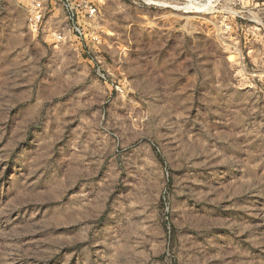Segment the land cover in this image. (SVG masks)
Here are the masks:
<instances>
[{
    "label": "rangeland",
    "instance_id": "374dc122",
    "mask_svg": "<svg viewBox=\"0 0 264 264\" xmlns=\"http://www.w3.org/2000/svg\"><path fill=\"white\" fill-rule=\"evenodd\" d=\"M85 1L0 0V264H264V0Z\"/></svg>",
    "mask_w": 264,
    "mask_h": 264
},
{
    "label": "built area",
    "instance_id": "2783aa9c",
    "mask_svg": "<svg viewBox=\"0 0 264 264\" xmlns=\"http://www.w3.org/2000/svg\"><path fill=\"white\" fill-rule=\"evenodd\" d=\"M61 1L63 2L64 8L68 14V20L71 22V24H67L69 29L76 33L77 37L86 39V29L92 26L80 23V16L83 18L88 17V19H94L98 14L99 8L95 3L85 0H79L77 2H72L71 0ZM44 13L45 8L42 3L36 2L33 9L30 11L29 18L33 27L38 28V26L42 23ZM62 32L63 31H58V33H56L59 38H62ZM92 39L96 40L97 38L93 36Z\"/></svg>",
    "mask_w": 264,
    "mask_h": 264
}]
</instances>
